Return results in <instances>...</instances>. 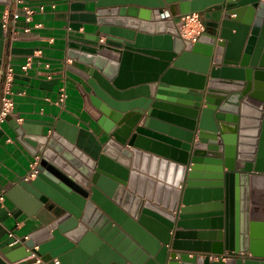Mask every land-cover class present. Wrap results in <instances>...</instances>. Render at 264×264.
<instances>
[{
	"label": "water",
	"instance_id": "obj_1",
	"mask_svg": "<svg viewBox=\"0 0 264 264\" xmlns=\"http://www.w3.org/2000/svg\"><path fill=\"white\" fill-rule=\"evenodd\" d=\"M84 1L111 44L69 56L90 67L84 108L108 140L92 158L76 127L33 131L39 173L6 196L44 225L0 264H210L226 251L252 257L218 264H264L248 211L249 188L264 190V0ZM192 13L208 21L197 42L179 35Z\"/></svg>",
	"mask_w": 264,
	"mask_h": 264
},
{
	"label": "crops",
	"instance_id": "obj_2",
	"mask_svg": "<svg viewBox=\"0 0 264 264\" xmlns=\"http://www.w3.org/2000/svg\"><path fill=\"white\" fill-rule=\"evenodd\" d=\"M24 5L34 8L33 21L26 22L23 16L14 21L10 16L8 30H5L3 16L5 12L15 10L17 0H0V39L4 45L0 68L11 66L14 70L11 96L15 103L13 115L0 127V196L4 197L0 200V249L27 238L44 225L42 215L30 217L24 211L19 213L17 205L6 196L10 188L24 180L31 163L39 158L31 151L38 150L33 131L40 129L51 136L59 122L64 123V128L76 127L75 146L92 158L101 155L108 140L84 108L81 92L87 93L89 85L81 74L88 75L90 67L69 56L71 46L79 49L80 44H111L105 35L100 36L104 42L97 41L98 25L84 21L85 15L95 10L94 2L24 0ZM40 5H45L44 10L39 9ZM136 7L139 16H150L142 5ZM26 27L31 30L25 32ZM158 31H161L158 26L144 29L145 33ZM29 58L33 64L24 71L22 66ZM37 61L43 62L42 66H38ZM45 63L49 64L48 68ZM61 89L67 93L62 105L58 102ZM2 91L0 86V95ZM21 125L27 126V132L20 139L16 126ZM156 165L163 166L160 161ZM248 206L250 219L252 215L256 221V234L262 237L264 190L256 184L249 188ZM210 264H218V261L210 259Z\"/></svg>",
	"mask_w": 264,
	"mask_h": 264
},
{
	"label": "built area",
	"instance_id": "obj_3",
	"mask_svg": "<svg viewBox=\"0 0 264 264\" xmlns=\"http://www.w3.org/2000/svg\"><path fill=\"white\" fill-rule=\"evenodd\" d=\"M45 5H40L39 9L44 10ZM22 11L24 14H22ZM35 10L33 7L24 5V0H17V7L15 10H9L5 12L3 16V27L5 30H8V24L10 21V16L14 21L19 20L22 16L26 22L33 21V15ZM182 25L179 30V35L191 42H197L198 39L206 32V23L203 20L200 13H192L181 16ZM15 30V29H14ZM25 32H29L31 29L26 27L23 29ZM101 42H104V38L100 39ZM33 64V60L29 58L27 62L22 66L24 71L28 70ZM43 62L37 61L38 66H42ZM45 66L48 68L49 64L45 63ZM14 79V70L11 66L6 68H0V86L3 88V91L0 95V127L1 124L6 120L7 116L13 115L14 111V100L11 96L12 90V82ZM67 99V93L65 89H61L58 102L62 105L65 103ZM39 163L40 159L36 158L30 165V169L25 176L24 180L29 181L35 178L39 173ZM3 196H0V200H3ZM252 255L250 253L245 252H225L221 255H211L210 259H214L216 261L222 260H230V259H245L251 258Z\"/></svg>",
	"mask_w": 264,
	"mask_h": 264
}]
</instances>
